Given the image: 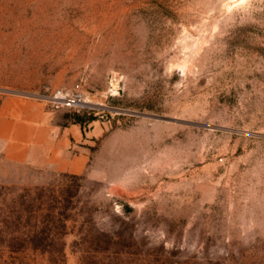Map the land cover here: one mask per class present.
Instances as JSON below:
<instances>
[{"label":"rangeland","instance_id":"obj_1","mask_svg":"<svg viewBox=\"0 0 264 264\" xmlns=\"http://www.w3.org/2000/svg\"><path fill=\"white\" fill-rule=\"evenodd\" d=\"M7 95L86 164L0 144V264H264V0H0Z\"/></svg>","mask_w":264,"mask_h":264},{"label":"crops","instance_id":"obj_2","mask_svg":"<svg viewBox=\"0 0 264 264\" xmlns=\"http://www.w3.org/2000/svg\"><path fill=\"white\" fill-rule=\"evenodd\" d=\"M78 132L79 148L85 138L80 126L69 128L58 126L51 128L47 113L38 102L24 99L22 96H2L0 101V144L8 156L18 160L43 165L46 162L67 171H82L86 159L79 152L80 164L77 160L69 161L71 155L70 131ZM64 146L65 150L61 147ZM64 157V158H63ZM61 159V160H60ZM65 159V160H62ZM80 168V169H79Z\"/></svg>","mask_w":264,"mask_h":264},{"label":"built area","instance_id":"obj_3","mask_svg":"<svg viewBox=\"0 0 264 264\" xmlns=\"http://www.w3.org/2000/svg\"><path fill=\"white\" fill-rule=\"evenodd\" d=\"M82 100V93L77 90L76 92H64V90H59L57 93L54 94L52 102L59 105L64 103H69V102H81Z\"/></svg>","mask_w":264,"mask_h":264},{"label":"trees","instance_id":"obj_4","mask_svg":"<svg viewBox=\"0 0 264 264\" xmlns=\"http://www.w3.org/2000/svg\"><path fill=\"white\" fill-rule=\"evenodd\" d=\"M78 122H80V121H78Z\"/></svg>","mask_w":264,"mask_h":264}]
</instances>
